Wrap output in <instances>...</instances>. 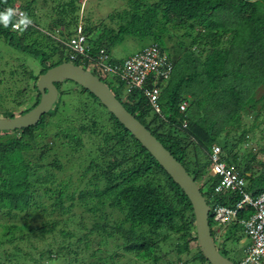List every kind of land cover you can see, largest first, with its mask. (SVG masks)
Masks as SVG:
<instances>
[{
  "label": "trees",
  "instance_id": "obj_1",
  "mask_svg": "<svg viewBox=\"0 0 264 264\" xmlns=\"http://www.w3.org/2000/svg\"><path fill=\"white\" fill-rule=\"evenodd\" d=\"M17 1L25 3L18 9L30 25L17 32L11 29L14 16L7 26L0 22V41L24 58L3 64L0 57V68L9 65L0 72V118L36 106V83L46 70L71 62L102 74L101 50L108 52L125 36L149 37L151 43L144 48L157 44L172 64L170 79L160 83L159 114L141 91L128 92L106 75L125 90L124 102L116 99L184 167L211 211L239 198L236 193H214L218 180L208 174L209 154L214 145L226 153L247 142L249 120L258 121L264 113V0H158L151 8L142 4L141 13L140 4L132 1L135 11L122 10L116 32L103 26L102 36L93 38L89 34L99 26H78V0H56L53 12L59 19L53 26L65 30L59 32L61 42L47 51L38 40L43 31L31 20L37 0H0V13ZM169 23L186 30L176 51L166 45ZM78 28L88 49L70 60L67 43ZM206 45L201 59L200 49ZM26 58L38 63V74L24 68ZM67 83L71 87L63 90ZM55 87V109L46 118L26 129L0 132V264H46V258L52 262L63 251L100 264H209L199 250L192 207L181 189L91 93L69 81ZM184 101L188 106L182 113ZM223 160L238 170L253 195L264 191L261 161H252L261 167L255 174L231 155ZM111 239L117 242L118 255L106 256L92 246ZM23 246L29 252L22 254Z\"/></svg>",
  "mask_w": 264,
  "mask_h": 264
},
{
  "label": "rangeland",
  "instance_id": "obj_2",
  "mask_svg": "<svg viewBox=\"0 0 264 264\" xmlns=\"http://www.w3.org/2000/svg\"><path fill=\"white\" fill-rule=\"evenodd\" d=\"M57 1L60 4H63L67 0H57ZM132 1L137 2L138 4H140V6L142 4H145L147 8H151L154 4L158 2V0H78V3L80 4V10L77 13L78 26H82V27L99 26V28L95 32L89 34V36L91 35L90 38H93L96 36H102L101 28H103V26L106 27L107 25H108L107 27L111 28L114 33L117 31V28L119 27V25H117V21H118L119 14L122 13V10L125 9V11L127 10L129 12L130 10L135 11V9L132 8ZM253 1H257V0H253ZM56 4H57L56 0H37L35 6L33 7L34 15L31 16L32 22H36L39 26V30L43 31L42 32L43 36L38 37V40L42 42V44L40 45L41 48L45 49L46 51L48 50V47H53V46L55 47V44H58L59 42H61L60 41L61 38L59 37V32L62 33V31L65 30L61 27L53 26V22L59 19L58 14L57 13L55 14L53 12V8L56 11L55 9ZM20 6L25 7L26 5L22 1H17L14 4L13 10ZM143 11H144V8L141 6L138 13H141ZM125 15L126 13L123 12V17ZM131 15L133 14H130L129 16ZM160 17H166V15L163 13H160ZM126 18H127V15H126ZM126 18L120 24H124L126 21ZM171 25L172 24L170 23L167 25V28L169 29V32L171 35L170 37H166V45L170 49V51H173V50L176 51L177 49L176 44L180 43L181 40L185 41L186 39V38L181 37L185 34L186 30L182 28L181 26H175L171 28L170 27ZM152 31H156V30L153 28ZM193 36H195V33H193ZM48 38L51 39V42L47 41ZM62 39H65L64 41L63 40L62 41L63 43H66L68 39L67 35H63ZM188 42L190 43V41ZM117 43H114L113 45H111V47L108 48V52L106 53L112 61L119 64V62L122 63L127 57L139 52L142 48H144L146 45L151 43V38L143 37V39H138V38H132V37L125 36L123 41L119 42L118 44ZM191 50H195L196 53H198L197 52L198 49L193 48ZM207 50H208L207 45L201 47L200 49L201 59L205 57V53L207 52ZM182 51L183 50L181 49V52ZM0 57L3 59L2 61L3 64L5 62L6 64L7 62L9 64L11 63L16 64L17 62L16 58H18L19 56H16V52L14 51L11 52L8 46L4 45V43L0 41ZM18 59H24V58L20 57ZM56 59H57L56 56H54L53 60L55 61ZM8 68H9V65L8 66L2 65V67L0 68V72H4L5 70H8ZM24 68L32 72L33 75L38 74L39 71L41 70V67L38 65V63L30 58H26L24 60ZM88 70H90L91 72H94L100 80H102L105 84H107L106 86H108L111 92L114 95H116V97H118L122 103L124 102L125 95H126L125 90L119 87L118 85H116L115 81L111 77L103 75V74H99L97 71L94 70L92 66H89ZM16 71H17V75L18 76L20 75L19 78L23 80V77L21 76L22 70L19 65H16ZM23 86H25L24 83H22V87ZM262 86L264 87V84ZM70 87H71L70 84L67 83L62 88H64L63 90H66L67 88H70ZM22 90H25V87H23ZM257 93L259 95L260 91H258ZM65 99L66 97L64 96L63 101ZM54 109L55 107L53 106V109L51 110V112L54 111ZM261 114L262 115L261 117H259L258 121L252 122L249 120V133L246 132V135H248L247 142L240 141L238 144L231 147L232 149L231 151L230 150L226 151V153L222 152L223 156L231 155L235 157L239 166L244 165V164L250 165V168L255 172V174H258V171L261 170V167L252 163V161H254L255 159L256 161L259 160L264 164V113L263 111H261ZM44 118H46V115L44 116ZM251 118H253V116L249 117V119ZM260 118H261V121H260ZM39 130H41V127ZM48 130H51L49 129V126H48ZM41 131L44 132L45 130H41ZM250 131H252L251 134H250ZM219 144L222 145V143H219ZM214 146H218V145H214ZM233 160L234 159H232L231 161ZM67 174H69V172H67ZM245 182L248 185V182L246 180ZM248 213H249L248 211L245 212L243 219H247ZM1 222L2 221L0 220V223ZM14 223H17V222L14 221ZM210 230L213 236V242L217 250L223 256H225L230 261H232L234 264H239L245 256L244 246L247 242L243 240L245 239V237L243 236L240 237L239 234L235 233V231L242 232L243 231L242 226L240 225L235 226L233 224L223 226L221 224L213 223L210 221ZM217 230H219V233L217 232ZM235 234L238 238H234ZM234 239H235V242H234ZM58 241L59 243L57 245L59 246L62 243L59 237H58ZM66 243L67 242H65V244ZM115 245H117V242L112 239L109 241V244L107 245L102 244V245L97 246L96 243L92 244L94 248L99 249L106 256H111V255L114 256L120 253L114 247ZM27 252L29 251H27L25 246H23L22 254H25ZM32 255L35 259L38 258L36 252L33 251ZM53 260L54 261L49 262L46 258V262H47L46 264H100V263H96V260L89 256L77 257L74 255H69L68 251L61 252L60 257L55 258ZM27 264H35V263L29 262Z\"/></svg>",
  "mask_w": 264,
  "mask_h": 264
},
{
  "label": "built area",
  "instance_id": "obj_3",
  "mask_svg": "<svg viewBox=\"0 0 264 264\" xmlns=\"http://www.w3.org/2000/svg\"><path fill=\"white\" fill-rule=\"evenodd\" d=\"M13 16L15 20L11 25L12 30L18 32L29 27V23H20L24 19V14L18 8L14 9ZM77 30V34L67 43L71 51L70 60H75L76 55L84 56L88 49L86 37L81 34L80 28ZM98 63L102 74L109 75L123 83L128 92L141 91L159 114L157 101L161 93L160 83L164 84L170 79L172 64L157 44L150 45L127 57L121 64H111L106 50H101ZM187 106L186 101L182 102L179 107L180 111L184 113ZM209 162V173L218 180L214 193L239 195V200L230 202H234L232 206L214 207V220L222 224L234 223L242 226L243 231L239 236L245 237L243 240L247 243L244 246L245 256L239 264H264V191L253 195L236 168L222 159L219 147L211 148ZM246 211L249 212L248 217L243 219ZM236 234L235 238H238Z\"/></svg>",
  "mask_w": 264,
  "mask_h": 264
},
{
  "label": "water",
  "instance_id": "obj_4",
  "mask_svg": "<svg viewBox=\"0 0 264 264\" xmlns=\"http://www.w3.org/2000/svg\"><path fill=\"white\" fill-rule=\"evenodd\" d=\"M72 82L91 93L99 103L140 143L189 200L199 250L209 264H234L216 248L208 224L209 207L184 167L163 145L116 99L98 77L70 62L54 66L40 76L36 83L39 102L28 112L13 118H0V132L16 131L35 126L54 106L58 91L55 84Z\"/></svg>",
  "mask_w": 264,
  "mask_h": 264
},
{
  "label": "clouds",
  "instance_id": "obj_5",
  "mask_svg": "<svg viewBox=\"0 0 264 264\" xmlns=\"http://www.w3.org/2000/svg\"><path fill=\"white\" fill-rule=\"evenodd\" d=\"M13 15H14V10L13 9H8L5 13H0V22H2L5 26H7L8 25V23L10 22V20H11V18L13 17ZM20 23L21 24H27V23H30V21L25 17L24 19H22L21 21H20ZM71 63V62H70ZM73 64V63H72ZM115 96V95H114ZM187 102V101H186ZM212 147H215V146H212ZM217 147H219V146H217ZM220 148V147H219ZM211 153V152H210ZM210 155V154H209ZM221 155H222V159H223V154H222V151H221ZM209 167H210V164H209ZM208 174L210 175V173H209V168H208ZM210 177H212L211 175H210ZM243 177V176H242ZM212 178H215V177H212ZM244 178V177H243ZM244 181H245V179H244ZM247 185V184H246ZM237 200H239V198L237 199ZM236 200V201H237ZM232 201H234V200H232ZM234 202H232V203H230L229 205H227V206H232L231 204H233ZM208 207H209V205H208ZM210 217H211V219H212V222L213 223H217V224H221V225H223V226H226V225H230V224H233V225H235L234 223H226V224H222V223H220V222H217V221H215L214 220V216H213V210L211 211V209H210V207H209V214H208V224H209V219H210ZM209 228H210V225H209ZM211 231V230H210ZM217 232L219 233V230H217ZM235 233H238V234H241L242 232H240V231H235ZM212 235V234H211ZM235 236V235H234ZM235 238V237H234ZM212 239H213V236H212ZM234 242H235V239H234Z\"/></svg>",
  "mask_w": 264,
  "mask_h": 264
},
{
  "label": "bare ground",
  "instance_id": "obj_6",
  "mask_svg": "<svg viewBox=\"0 0 264 264\" xmlns=\"http://www.w3.org/2000/svg\"><path fill=\"white\" fill-rule=\"evenodd\" d=\"M238 171V170H237ZM239 173V172H238Z\"/></svg>",
  "mask_w": 264,
  "mask_h": 264
}]
</instances>
